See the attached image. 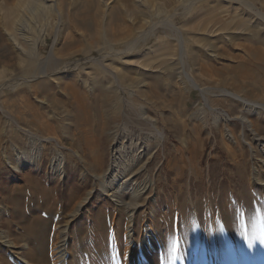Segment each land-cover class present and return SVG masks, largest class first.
<instances>
[{
    "label": "bare ground",
    "instance_id": "obj_1",
    "mask_svg": "<svg viewBox=\"0 0 264 264\" xmlns=\"http://www.w3.org/2000/svg\"><path fill=\"white\" fill-rule=\"evenodd\" d=\"M201 1L214 4L211 0H196L194 4ZM216 1L226 7L228 5L230 9L224 8L228 10L223 13L228 18L221 21V28L216 23L209 30L212 18H219L216 12L222 4L218 3L220 6L213 13L215 17L207 21L209 24L204 21L208 24L207 28L204 22L197 21L214 38L213 42L208 41L209 43L202 45L203 49L199 46L191 50V55L186 54L184 42L188 41L181 35L180 30L188 22L177 26L176 13L166 19V24L179 44L177 59H167L165 62L168 65L160 64L161 67H152L136 59L123 61L119 56L135 50L138 41L128 43L129 50L126 49L124 53L117 52L113 47L117 38L103 34L102 43L97 46L102 54L100 60L94 57L92 59L98 67L90 72L85 68L89 57L68 64L63 59L62 49H56L61 35L64 36L63 41L66 40V25L55 30L56 40L47 57L42 55L40 43L42 38L50 37L52 32L45 31L42 36L39 33L38 37L33 33V26L40 23L41 17L45 18L47 9L56 11L60 17L63 16L69 21L72 12L66 0L0 1V46L12 43L11 54L16 55L11 64L0 60V120L4 118L16 126L11 132L0 127V138L5 139L15 155V159H12L3 152L4 164L8 171L14 170L17 179H20L19 172L28 166H36L29 171L39 168L43 172V160L48 157L43 150L49 144H55L59 149L64 148L56 134L62 138L64 136L59 133L61 127L55 118L48 116L50 121L45 119L40 122L39 106L41 109L46 104L54 108L57 106L62 114L60 116L67 121V125L63 121L62 123L67 127V131H64L71 142L69 158L75 164L74 172L76 173L79 162H83L86 168L82 176L86 178V184H92L85 197L75 203L67 224L56 228L58 230L54 229V238L51 239L50 235L48 238L38 237V218L28 217L30 223L27 224L26 216L18 215L17 211L21 210L14 196L12 201L7 202L6 196L1 195L0 199L7 203V210L3 215L0 214V225L11 229L16 223L17 235L20 236L14 242L7 239V236L1 237L0 246L6 248V251L12 250V254L22 258L25 264H99L98 259L101 256L107 260L112 259V264H264V223L260 222L261 218L264 221V214L261 212L264 211V0ZM105 4L106 0H93V5L106 19V16H113V11L110 12L109 9V13H104L102 5ZM192 4L193 2L191 7ZM232 5H237L236 9ZM209 8L211 6L206 7ZM95 13L98 15L97 11ZM189 13H192V9L186 4L182 15ZM82 23L87 24L85 19ZM213 28L217 30L213 31ZM126 29L124 35H131L133 30L128 27ZM150 35L151 33L148 34ZM67 48L68 46L63 50L71 51V46ZM237 51L256 60L248 76L227 78L226 75L216 74V78L210 79L216 81L217 85L219 83L227 86L237 83L236 79L239 78L243 84L250 85L256 96L254 101L243 98L238 91L215 86L202 87L196 77L186 71L187 56L203 75H207L208 68L212 66L210 62H214V59L219 62L242 59ZM109 57H114L115 60L107 66L105 60ZM206 59L209 62L203 61ZM158 62L162 63L161 60ZM164 76L168 77V85L171 86L167 88L170 97L174 93L172 83L176 84L175 81L185 87L189 97L193 89L201 93L203 101L198 104L199 108L191 119V128L187 125L188 119L183 121L179 112L175 111L173 102L164 101L167 97L161 80ZM126 84L132 87L128 95L135 98L134 101H129L127 108L121 107L123 101L120 94L128 90L124 86ZM149 89L152 94H149ZM215 90L217 93L213 92ZM8 91L12 93L8 94ZM208 93L222 100L209 99ZM59 95L67 97L66 100L56 98ZM136 99L141 100L139 105H135ZM222 101H225V107L228 108L225 111L218 107ZM199 124L205 131L210 129L209 134L212 137L219 135V141L226 146L229 157L236 161L238 167H242L237 168L234 174L240 181L237 188L241 189V196L247 203L251 202L252 205V201L256 200L259 204V207L253 205L247 208L245 217L239 212L241 210H237L239 203H233L231 194L225 197L221 187L212 199L210 188L200 195L193 193L188 181L185 185L182 184L185 167L191 170L190 174L196 172L197 168L192 164L193 158L185 157L187 151L183 150L181 136L188 132L186 136L189 137L198 130ZM166 129L171 130L178 138L177 141L174 140L176 143L173 154L167 146L169 139ZM57 153L54 151L55 155L50 157L51 169L66 175L68 166L65 156L60 151ZM248 162L249 169L246 166ZM4 164L0 162V166ZM197 179L198 176H194L190 183L197 182ZM208 182L210 184L212 181ZM168 188L174 193L170 195ZM95 192H98L103 207L112 210L113 248L109 251L111 245L109 246L107 235L103 238L106 242L95 245V250L99 251L90 260V255L87 257L83 254L77 243L74 249L70 248L75 239L70 228L81 217L86 205L95 198ZM203 199L206 200L205 205L202 203ZM237 199L239 200L238 196ZM165 205L168 207L167 212H164ZM203 210L205 215H202ZM175 211L179 213V219L173 223ZM169 217L171 223L168 221ZM51 226L46 227L49 233L52 231ZM245 226L248 230L249 227L253 229L251 239L248 236L242 239L240 236L244 234L240 229H245ZM173 227L178 233L176 251H172L169 246V240L174 237L173 232H176ZM231 232L233 236L239 235L241 242L233 238ZM19 241H26L27 248L23 249ZM101 244L109 247L103 255H100ZM41 248L42 251L39 252ZM85 251L90 254L88 247ZM231 253L235 255L236 263L232 261Z\"/></svg>",
    "mask_w": 264,
    "mask_h": 264
},
{
    "label": "rangeland",
    "instance_id": "obj_2",
    "mask_svg": "<svg viewBox=\"0 0 264 264\" xmlns=\"http://www.w3.org/2000/svg\"><path fill=\"white\" fill-rule=\"evenodd\" d=\"M195 1L196 0H106V4L102 5V11L104 13H109V9H111L110 12L113 11V16L112 15L111 17L106 16V19H105L103 15L99 12V10L93 5V0H66V3L68 4L72 12V16L70 17L69 21H67L66 18L63 16L60 17L56 11H49V9H47L48 11H46L44 14L45 18L44 17L40 18L39 20L40 23L36 26H33L35 29L32 26L31 27H32V30L34 29L33 33L35 34V36L37 34L36 37H38L39 33L42 36L43 35L42 33L48 30L52 32V35L50 37L44 36L45 37L44 39H47L46 42H44V39L42 38L43 41L40 43L41 53L44 57H47L49 52L52 49V45H54L55 40H56L55 39L56 37L54 35L55 30L59 26L66 25L67 31L64 33V35L66 36V40L63 41L64 36L61 35L58 41V44H56V49L57 50L60 49L58 51H61L62 49L63 59L68 64L70 62L71 64H73L75 62L87 59L89 57L90 58V60L88 61L89 63L87 62L85 64V68H87L88 72H90L92 69L96 70V68L98 67L96 66V62L92 61V59L98 58L100 60V57L102 54L99 52L97 46L98 45L100 46V44L102 43L101 38H103L102 36L103 34H107L109 35V37H112V38H114L113 36L117 38V40L114 41V44H113V47L117 52H123V51L125 52V50L128 49V45L130 43H132L135 40L138 41L135 50L130 51L128 49L129 50L127 51L128 54L127 52L126 53L123 52L124 54H121L119 56L120 58H122L121 60L128 61V60L136 59L139 61L141 60L142 62H146L150 66L152 65V67L156 65L160 66V64H162V66H166L168 64H167V61L165 62V60L177 59L178 54H179V44L174 38V33L170 30L169 26L166 24L167 23L166 19L169 18L170 15L178 13L176 16L177 26H182L183 23L188 22L187 26L180 30L181 35L184 36V39L185 40L187 39L188 41L186 43L184 42V49H185L186 54L188 53L189 55H191L192 49L199 47V46H201L199 48L203 49L202 45H204L205 43L207 44L209 42L214 41V38H212V36L209 35L208 32L204 28L206 27V24L208 23L207 21H211V18L215 17L213 13L218 10L219 8L218 5L220 3L217 2L216 0H211V2L213 1L214 4L210 2H204V1L194 4ZM191 2H193L194 4V5L192 4V7H191ZM215 2L217 4H215ZM47 4L49 5L51 3H47ZM186 4L190 6V8L192 9V13H189L187 15H182V13H184V5ZM221 4H220L221 6L225 5L223 3ZM213 5L217 7L214 8ZM207 6H211V8L206 9ZM221 6L220 8H223V9L228 8V5L227 7L226 6L221 7ZM232 6H233V9H236L237 7V5H232ZM220 8L216 12L218 14L215 13L217 17L219 18L215 17L214 18L215 21L212 18V21L210 22V24L208 23L209 30L210 29L212 30L213 25H215L216 23H217L216 26L221 28L222 25H219L220 23L223 24V22L221 21H225V19L228 18L226 17V14L224 15L223 13L230 8L224 9V10L223 9L220 10ZM201 9L205 11L203 12ZM210 9L212 10L214 9L213 12ZM95 11L98 12V15L95 13ZM202 12H203V15H202ZM198 15H200L201 17H198ZM108 17L110 20L107 19ZM84 19H85V23H87L86 25L82 23ZM198 20H200L201 23L206 21L207 22L206 24L204 22L205 27L202 28L201 26H199L201 23L198 24L199 23L197 22ZM217 20L218 21L220 20V22H218ZM65 23H68V24H65ZM126 27H128V29L133 30L131 35L130 34L124 35V33H126L127 31ZM213 29H214L213 31H215V29L217 30V28H213ZM36 30H38L37 33H36ZM149 33H151L150 36H148ZM97 39L99 40V42L97 41ZM10 44L12 43L8 42L7 44H4V46H0V60L2 62H6L9 64L13 63L14 59H16V55L11 54V49H13L12 48L13 44L12 45ZM67 46H68L67 49H69L71 46L70 48L71 51L67 50L68 52H66V50L65 51L63 50L64 47L66 49ZM65 52H66L65 55L67 57H64ZM70 52L72 54H70ZM237 53L241 55L240 57H242V59H238V60L227 59L225 61H220V62L214 59V62L211 61L210 64L212 66L208 68L207 75H203L200 72V70L193 65V62H190V58L187 56L186 71L191 73L193 76H195L196 79L200 82L199 84L202 87L215 86L216 88L226 89L228 91H236V92L238 91V92H241V96L243 98L254 101L256 100V96L251 91L250 85L243 84L239 80V78L236 79L237 83L229 84L227 86L224 84H219V83L217 85L216 81L214 82L211 81L212 77L213 79L216 78L217 76L216 74H222L224 76L226 75V77L228 76L227 78L238 77L240 75H241V78H245L248 76L250 69L253 66H255L254 63L256 60L254 59V57L249 58L243 52L239 53L237 51ZM69 54L72 56H70ZM11 57L12 59L10 60ZM159 59L162 61V63L158 62L160 61ZM114 60H115L114 57H109L107 60H105L106 61L105 64L108 66V64L113 62ZM203 61L209 62V60L207 59ZM217 71H219L220 73H217ZM197 72L199 75L197 74ZM226 77H223V78L227 79ZM167 78L168 77L166 76L161 78L162 82L164 83L163 89L165 93H167L166 98H164V94H163L164 101H167V103L173 102L174 105L172 103V106L174 107L175 111L177 113L179 112L178 114H180L182 120L188 119L187 125L191 128V123H192L191 119L194 116V114L197 112V109L199 108L198 104H200V102L203 101L202 96H200L201 93L197 89H193L191 92V97H189L185 92V87L182 84H179L177 81L174 80L176 82V84L172 83L174 93H172L170 97V95L167 92V88L171 86L168 85L169 80ZM124 86L128 88V90L126 92L122 91V93H120L122 101H123V104L121 103V107L125 106V108H127L129 101H134L135 98H130L129 96L130 95L129 90L132 89V87L129 86V84L128 85L126 84ZM151 91L152 90L149 89V94H152ZM213 92L217 93V90ZM11 93L12 91H8V94H11ZM214 97L215 96H212V94L210 93L207 94V98L209 99L216 100V101L222 100V98H219L221 99L219 100L217 97L216 98ZM56 98H62L66 100L67 97L59 95V96H56ZM136 100L137 102L135 105H139L141 100L140 99H136ZM154 101L156 100L154 99ZM213 105L218 106V104L216 103L215 104L213 103ZM225 106H226L225 101H222L220 102V105L218 107L221 110L225 111V109H228ZM39 107H40V113H41L40 122L44 121L45 119L49 120V118L52 117L53 119L55 118L54 120L58 121V123L60 124L61 128H60L59 133H61V135L64 137L62 138L60 135H57V134L56 136L61 140L62 145H64V148L59 149L57 146H55V144H49L46 147V149L43 150L45 151V154L48 155L46 160H43L44 161L43 172L41 173V170L39 168L34 169L35 172L29 171V169L35 168L36 166H28L19 172L18 175L20 179H17V177H15L16 176L15 173L13 172L14 170L8 171L6 164H4V160H3L4 153L3 152H6L8 155H10L12 159H15V155H13L14 153L12 152V149L9 147V144L6 143L5 139L1 137L0 138V162L2 161L4 165H2L3 167L0 166V191H1L0 196L4 194L7 198V202L12 201L15 197L14 200L17 201V204L20 207L19 209L21 210V212L19 210L17 211L18 215L24 216V217L26 216L25 221L27 222V224L30 223V220L28 217L33 216L35 218H38L40 220V225L38 226V230H39L38 233L40 234V236L38 237L48 238V236L50 235L49 239H51V238H54V229L58 230L56 228L65 226L67 224L68 216L70 212L72 211V208L74 207L75 203L78 202L81 198L85 197V194L91 190L92 184L91 182H88L86 184V180H85L86 178L82 176V173L85 172V168H86L83 162H79L76 173L74 172L75 164L72 163L69 158V155L71 154L70 152L71 142L67 138V134H66L67 127L65 126V124L67 125V121L65 120V117L60 116L62 115L60 108H58L57 106L54 108L47 104L42 109H41V106ZM2 119L0 120L1 129H5L7 132H11L13 129H15L16 126H14L12 122H11L12 124L11 125L10 122L5 120L4 118ZM29 119L32 120L31 117ZM62 121L63 123H65L64 125ZM3 122L5 123L3 124ZM64 129L66 131H64ZM209 132H210V129H207L205 131L203 127H201V124H199L198 130H196L189 137L186 136L188 132H186V134H182V136L181 134L179 135L183 139V144H184V146L182 144L183 150L187 151V154L185 157L193 158L192 164L197 168V171L199 172L198 173L197 171L196 172L193 171V173L190 174L191 170L188 167H185L184 182L182 184L185 185L186 182L188 181V184H190L189 186L192 189L193 193H197L200 195L204 194L207 188H210L212 191V196H211L212 199H213V196L215 195V192L216 191L218 192L219 187H221V191H224L223 194L226 195L225 197L231 194L230 196H233V197H231L230 199L233 201V203L234 204L235 203L237 204V202L239 203L237 210H241L239 212H241L242 217H245L244 215L246 213V210H248L247 208L253 205H254L253 207L255 206L259 207L258 201L256 200L252 201V205H251V202L247 203V201L243 199V197L241 196V189L237 188L239 187V184H240L239 183L240 181H238L239 178H236L234 176L237 168H240V167L236 165V161H232V159L229 157L226 146L221 141H219L220 136L217 135L218 138L216 137L217 138L216 139L212 137L209 134ZM0 134H2L1 131H0ZM166 135L169 139L167 141V146L173 154L174 145L176 143L174 140L177 141L178 138H176L175 137L176 134L172 133V131L169 129H166ZM186 143H188V145H186ZM75 149H77V145L75 146ZM54 151H56V153L57 152L59 153L60 151L61 154L65 156L64 158L66 161V166H68L66 175L65 174L61 175L59 173H56L53 169H51L50 157L55 155ZM248 161L250 162L249 158H248ZM249 162L246 163V166L248 169L250 168ZM8 167L12 169L11 166H8ZM191 167L193 166L191 165ZM240 169H242V167ZM230 174H233V175L230 176ZM194 176H198L197 182L190 183L191 181L194 180ZM207 178L209 181H212L210 184ZM169 188L171 189L172 187H169ZM169 188H168V191L170 192V195H171L174 193V191H171ZM231 189L233 191H231ZM175 193H178V192H175ZM237 196L239 200L237 199ZM94 197L95 198H93L91 202H89L88 205H86V207L84 208L81 217L79 216L72 223V226L70 228L71 233L73 234L75 238L74 244H71L70 248L74 249L77 243L78 245H80V248L83 250L84 252L83 254H85L87 257L90 255L89 256L90 260L93 257V254H96L99 251V250H95L94 248L95 245L97 243L106 242V240H104L103 238H106L107 235L109 239V246L110 245L111 246L109 248L108 246L105 247L101 244L100 245V250H101L100 255H103L106 252V250H108V248H109V251H111L112 250L111 248H113V245L111 242L112 240L111 233H112V228H113V216L111 212L112 210L106 209L105 207H103V205L101 204V201L99 200L100 198L98 196V192H95ZM235 197L237 200L235 199ZM201 202L202 201H200V203ZM202 203L205 205L206 200L203 199ZM6 205L7 203L0 199V214L3 215L4 214L3 212H6L7 210ZM203 209L205 210V208ZM166 210H168V207L165 205L164 212H167ZM204 210L202 211V215L206 214ZM261 212H263L264 214V211H261ZM178 215L179 213L175 211L174 217H173L174 219L172 221L173 223H175L179 219ZM170 220L171 219L169 217L168 221L171 223ZM0 222H1V219H0ZM260 222L264 223L262 218ZM16 225H17L16 223L12 225L11 229L7 228L4 225L2 226L0 225V238L7 236L8 237L7 239H11V241L14 242V240H16L20 236V234L17 235L18 225L17 226ZM47 225L48 226L52 225L51 226L52 231H50V233L48 232L46 228ZM173 228L176 230L175 227ZM244 228L245 229H242V230L240 229L241 233L244 232L243 235H241L239 232L240 236L242 237V239L245 238L244 236H248L247 238L251 239L252 238L251 232L253 231V229H250L249 227V230H248L247 226H245ZM13 230H14V233H13ZM248 232L250 233V235H248ZM173 234H174V237L170 238L169 246L171 247L172 251H176L177 250V238H178L177 230L176 232L174 231ZM232 234L233 233L231 232V236H233ZM55 235H56V231H55ZM12 237L14 238L16 237V238L14 239ZM233 238L238 239L239 240L238 242H241L240 241L241 238L239 237V235L236 236L234 234ZM25 243L26 241H19V245H21L23 249L27 248V244ZM87 247H88V251L90 250V254L85 251ZM38 249L39 248L37 247V250ZM11 251L12 250L6 251V248H4L3 246H0V264L1 262H3V264H7V263L8 264H25L22 258H19L15 254H12ZM41 251H42V248L39 250V252ZM231 256L233 259L232 261L236 263L235 255L231 253ZM98 261H99V264H112L113 263L112 259L107 260V258H104L103 256H101L98 259Z\"/></svg>",
    "mask_w": 264,
    "mask_h": 264
}]
</instances>
